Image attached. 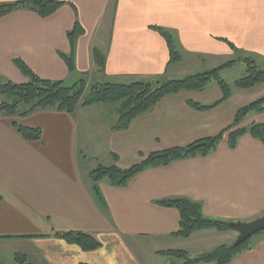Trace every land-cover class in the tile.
Returning a JSON list of instances; mask_svg holds the SVG:
<instances>
[{
  "label": "crops",
  "instance_id": "1",
  "mask_svg": "<svg viewBox=\"0 0 264 264\" xmlns=\"http://www.w3.org/2000/svg\"><path fill=\"white\" fill-rule=\"evenodd\" d=\"M57 1L74 6L84 29L74 51L75 71L69 73L60 56L70 53L66 34L76 20L71 6L48 18L18 10L0 18V82L28 81L14 59L42 79L67 84L80 77L155 84L201 74L243 55L264 70V0ZM154 28L172 36L178 63H168L166 42ZM93 49L104 56L102 70ZM245 74L242 62L221 73L232 94L211 110L196 111L188 101L217 103L221 91L215 83L165 97L124 131L112 130L116 108L104 104L77 107L73 114L47 109L23 118L0 116V264H13L16 253L32 264H172L161 251L182 250L195 257L231 245L237 238L233 230L172 236L179 213L156 202L187 199L199 204L206 218L225 222L263 216L264 145L250 135L241 136L234 149L224 137L206 157L146 169L125 187L102 181L101 198L83 164L100 160L127 169L150 153L217 135L239 109L264 96V84L234 88ZM14 122L40 129V141L23 139ZM252 123H264V109L249 114L239 127ZM62 231L92 234L101 246L85 252L51 235ZM228 264H264V234Z\"/></svg>",
  "mask_w": 264,
  "mask_h": 264
},
{
  "label": "trees",
  "instance_id": "2",
  "mask_svg": "<svg viewBox=\"0 0 264 264\" xmlns=\"http://www.w3.org/2000/svg\"><path fill=\"white\" fill-rule=\"evenodd\" d=\"M66 4L68 3L57 0H17L10 3H0V18L18 10H26L40 18H48ZM68 5L74 10L76 20L73 28L66 34L70 45V53L60 56L65 62L69 73L72 74L75 71L74 51L76 42L84 34V29L78 22L74 6ZM154 30L166 42L169 54L168 63L179 62L181 57L175 49L172 36L159 28H154ZM229 46L235 48L231 44ZM92 53L95 64L99 70H102L105 64L104 56L97 49H93ZM240 62L244 63L246 74L234 83V88L250 89L264 84V70L256 65L253 58L245 55L201 74L187 76L182 79H168L155 84L138 81L127 84L94 82L90 85L87 82V77H80L71 84L62 81H50L38 77L22 60L14 59L13 64L28 81L23 84H15L8 80L0 82V116L23 118L36 111L47 109L73 114L77 107L104 104L116 108L118 117L112 130L124 131L129 128L135 118L150 111L155 104L165 97L183 91H201L210 83H215L219 87L221 99L210 106L199 105L192 101H188V105L196 111L213 109L228 100L232 94V87L222 79L221 73ZM263 109L264 96L239 109L235 114L233 123L217 135L195 141L186 146L150 153L142 161L127 169H120L116 165H98L88 174L93 184V192L101 198L98 185L102 181H107L113 187H125L132 178L146 169L167 166L180 160L206 157L216 150L224 137H226L227 144L231 149L236 147L239 138L245 134L250 135L264 145V123H252L248 127H239L249 114L261 112ZM12 126L26 141H40L41 139V130L38 128L24 127L15 122ZM113 159L117 161L116 156H113ZM156 204L178 211L179 225L178 230L172 234L174 237L189 238L194 233L203 230L218 232L231 230L229 224L232 222L206 218L201 212L200 205L187 199H166L158 201ZM262 234H264V231L239 246L223 244L195 257H189V254L182 250H166L160 253L169 258L184 260L183 264H228L235 256L250 250L253 239ZM51 235L68 244L76 245L85 252L94 251L101 246L94 235L81 231L54 232ZM13 264L32 263L28 261L25 255L16 253L13 256Z\"/></svg>",
  "mask_w": 264,
  "mask_h": 264
},
{
  "label": "water",
  "instance_id": "3",
  "mask_svg": "<svg viewBox=\"0 0 264 264\" xmlns=\"http://www.w3.org/2000/svg\"><path fill=\"white\" fill-rule=\"evenodd\" d=\"M229 226L237 233V238L233 243L236 247L264 231V215L250 222H232Z\"/></svg>",
  "mask_w": 264,
  "mask_h": 264
},
{
  "label": "rangeland",
  "instance_id": "4",
  "mask_svg": "<svg viewBox=\"0 0 264 264\" xmlns=\"http://www.w3.org/2000/svg\"><path fill=\"white\" fill-rule=\"evenodd\" d=\"M157 32V31H156ZM232 45V44H231ZM233 47H235L234 45H233ZM231 48V47H230ZM232 50H236L237 48L235 47V48H231ZM178 63V62H177ZM171 64H176V63H171ZM239 65H241V64H239ZM243 69V68H242ZM93 80L89 77V78H87V82H88V84H90V85H92V84H94V82H92ZM85 160V159H84ZM91 161H92V163H91ZM91 161H85V163L83 164V166H84V170L86 171V172H88V174H89V172L90 171H92L93 169H95L98 165H104L105 166V162H103V161H100V160H97V161H94V160H91ZM91 167H94L93 169H90ZM255 240V238L253 239V241ZM231 244V243H230ZM189 257H192V256H189ZM168 259V261H172L173 262V264H183L184 263V260H181V259H177V258H173V257H171V258H167ZM159 261H161V259H158Z\"/></svg>",
  "mask_w": 264,
  "mask_h": 264
}]
</instances>
